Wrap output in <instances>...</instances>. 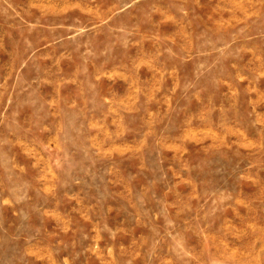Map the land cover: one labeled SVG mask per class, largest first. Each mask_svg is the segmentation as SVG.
I'll return each mask as SVG.
<instances>
[{"label":"rangeland","instance_id":"1","mask_svg":"<svg viewBox=\"0 0 264 264\" xmlns=\"http://www.w3.org/2000/svg\"><path fill=\"white\" fill-rule=\"evenodd\" d=\"M0 264H264V0H0Z\"/></svg>","mask_w":264,"mask_h":264}]
</instances>
